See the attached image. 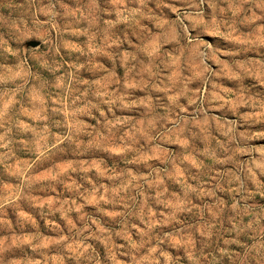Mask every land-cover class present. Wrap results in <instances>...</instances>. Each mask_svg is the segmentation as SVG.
Returning a JSON list of instances; mask_svg holds the SVG:
<instances>
[{
    "label": "clouds",
    "instance_id": "obj_1",
    "mask_svg": "<svg viewBox=\"0 0 264 264\" xmlns=\"http://www.w3.org/2000/svg\"><path fill=\"white\" fill-rule=\"evenodd\" d=\"M0 264H264V0H0Z\"/></svg>",
    "mask_w": 264,
    "mask_h": 264
}]
</instances>
